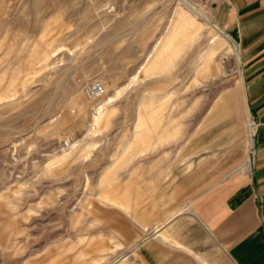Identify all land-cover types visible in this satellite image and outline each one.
Wrapping results in <instances>:
<instances>
[{
    "label": "rangeland",
    "instance_id": "obj_1",
    "mask_svg": "<svg viewBox=\"0 0 264 264\" xmlns=\"http://www.w3.org/2000/svg\"><path fill=\"white\" fill-rule=\"evenodd\" d=\"M220 31L195 0H0V264H155L243 95Z\"/></svg>",
    "mask_w": 264,
    "mask_h": 264
},
{
    "label": "crops",
    "instance_id": "obj_2",
    "mask_svg": "<svg viewBox=\"0 0 264 264\" xmlns=\"http://www.w3.org/2000/svg\"><path fill=\"white\" fill-rule=\"evenodd\" d=\"M216 6L218 23L238 47L243 95L220 97L224 130L217 146H208L219 154L180 191L188 206L156 230L155 264H264V0Z\"/></svg>",
    "mask_w": 264,
    "mask_h": 264
},
{
    "label": "built area",
    "instance_id": "obj_3",
    "mask_svg": "<svg viewBox=\"0 0 264 264\" xmlns=\"http://www.w3.org/2000/svg\"><path fill=\"white\" fill-rule=\"evenodd\" d=\"M199 3H209V4H216L218 0H195ZM104 91V87L101 83L97 82L94 83L91 87L87 89V93L89 97L95 98L99 96Z\"/></svg>",
    "mask_w": 264,
    "mask_h": 264
},
{
    "label": "bare ground",
    "instance_id": "obj_4",
    "mask_svg": "<svg viewBox=\"0 0 264 264\" xmlns=\"http://www.w3.org/2000/svg\"><path fill=\"white\" fill-rule=\"evenodd\" d=\"M192 8H193V7H192ZM193 11H194L195 13L201 14L200 11H198L196 8H193ZM201 16H202V15H201Z\"/></svg>",
    "mask_w": 264,
    "mask_h": 264
}]
</instances>
